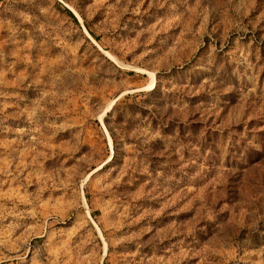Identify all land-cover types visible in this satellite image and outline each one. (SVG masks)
<instances>
[{"label": "rangeland", "instance_id": "rangeland-1", "mask_svg": "<svg viewBox=\"0 0 264 264\" xmlns=\"http://www.w3.org/2000/svg\"><path fill=\"white\" fill-rule=\"evenodd\" d=\"M0 264H264V0H0Z\"/></svg>", "mask_w": 264, "mask_h": 264}, {"label": "trees", "instance_id": "trees-1", "mask_svg": "<svg viewBox=\"0 0 264 264\" xmlns=\"http://www.w3.org/2000/svg\"><path fill=\"white\" fill-rule=\"evenodd\" d=\"M66 10V12L69 14V16L74 20V21H76V17L74 16V14L69 10V9H65ZM130 72H132V71H130Z\"/></svg>", "mask_w": 264, "mask_h": 264}, {"label": "water", "instance_id": "water-1", "mask_svg": "<svg viewBox=\"0 0 264 264\" xmlns=\"http://www.w3.org/2000/svg\"><path fill=\"white\" fill-rule=\"evenodd\" d=\"M72 12H73V11H72ZM73 14H74V12H73ZM74 15H75V14H74ZM75 17H76V15H75ZM76 18H77V17H76ZM81 26L83 27V29L85 30V32L88 33L87 30L85 29V27H84L82 24H81ZM88 34H89V33H88Z\"/></svg>", "mask_w": 264, "mask_h": 264}]
</instances>
